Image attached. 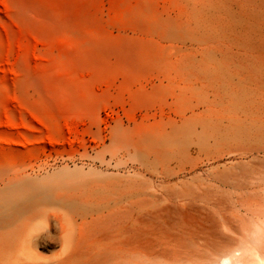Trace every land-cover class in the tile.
I'll return each mask as SVG.
<instances>
[{
  "label": "rangeland",
  "instance_id": "rangeland-1",
  "mask_svg": "<svg viewBox=\"0 0 264 264\" xmlns=\"http://www.w3.org/2000/svg\"><path fill=\"white\" fill-rule=\"evenodd\" d=\"M134 209L135 264L264 259V0H0V264L115 263Z\"/></svg>",
  "mask_w": 264,
  "mask_h": 264
},
{
  "label": "bare ground",
  "instance_id": "bare-ground-1",
  "mask_svg": "<svg viewBox=\"0 0 264 264\" xmlns=\"http://www.w3.org/2000/svg\"><path fill=\"white\" fill-rule=\"evenodd\" d=\"M256 2V1H255ZM221 88V87H220ZM214 89V88H213ZM216 89H218V88H216ZM230 90V89H229ZM212 91V90H211ZM215 91V90H214ZM219 91V90H218ZM225 91V90H224ZM210 92V91H209ZM221 92V91H220ZM226 92V91H225ZM212 93H213V91H212ZM216 93V92H215ZM228 93V92H227ZM226 93V94H227ZM231 93V92H230ZM208 94V93H207ZM214 94V93H213ZM210 95H212V94H210ZM209 95V96H210ZM230 95V94H229ZM216 96H217V94H216ZM219 96V95H218ZM222 97V96H221ZM228 97V96H227ZM207 98V97H206ZM204 100V99H203ZM202 100V101H203ZM206 100V99H205ZM204 100V101H205ZM221 100V99H220ZM203 101V102H204ZM199 102H201V100L199 101ZM203 102H201V103H203ZM214 103H215V101H213ZM210 103V102H209ZM210 104H212V103H210ZM209 104V105H210ZM206 105V104H205ZM208 107V106H207ZM205 111V110H204ZM211 110H209V112H210ZM191 112H194V111H191ZM208 112V113H209ZM190 116V115H189ZM207 122V121H206ZM204 125V124H203ZM209 125V124H208ZM212 125V124H211ZM206 126V125H205ZM147 198V197H146ZM154 198V197H153ZM152 198V199H153ZM156 198V197H155ZM144 199V198H143ZM151 199V200H152ZM162 199H164V198H161L160 197V200H162ZM139 201H140V199H138ZM148 200L151 202V200H150V197H148ZM158 200V199H157ZM138 201V202H139ZM163 201V200H162ZM161 201V202H162ZM167 201H168V199H167ZM172 201V200H171ZM171 201H169V202H171ZM136 202H137V200H136ZM142 202H146V201H144V200H142ZM141 202V203H142ZM148 202V201H147ZM146 202V203H147ZM150 202H148V203H150ZM153 202V201H152ZM155 203H156V201H154ZM154 202H153V204H149V205H152V208H153V205H154ZM168 202V203H169ZM174 202V201H173ZM173 202H171V204H173ZM184 202H185V200H184ZM141 203L139 202V204L141 205ZM146 203L145 204H143L142 206H144L145 205V207H146ZM148 203H147V205H148ZM177 202H175V204H176ZM181 203V202H180ZM188 203V202H187ZM187 203H184L186 206L189 204L190 205V202L187 204ZM193 203V202H192ZM134 204H136L135 202L132 204H130L131 206H133ZM140 205H138V203L136 204V207H141ZM160 204L158 203V206H159ZM184 205V206H185ZM189 205L187 206V207H189ZM191 205H193V204H191ZM131 206H130V208H131ZM156 207H157V205H155ZM167 206H169L168 204H166V207ZM172 206H175L172 210L174 211V209L176 208V205H172ZM172 206H170V207H172ZM185 206V207H186ZM178 207V206H177ZM191 207V206H190ZM189 207V208H190ZM132 208H134V207H132ZM165 208V207H164ZM179 208V207H178ZM191 208H193L194 210L196 209V207L194 208L193 206L191 207ZM140 209V208H139ZM143 209H144V207H143ZM145 209H149L148 208V206L145 208ZM168 209H170V208H168ZM168 209L166 208V212L168 211ZM177 209V208H176ZM138 211V209H134V210H132L131 212H132V214H130V213H128L129 215L127 216L128 218H129V216L130 215H132V216H130V220H129V222L131 221V223H130V225H129V227L127 228L128 230H127V233H126V236L124 237V239H119L118 238V242H116V240H115V242H116V246H114L113 247V254H115V257H116V255L117 256H123V258L121 259V260H123L122 262H120L121 260H116L117 259V257L114 259L115 260V263H114V261H113V263L114 264H122L123 262H124V264H128V262L130 261V263L129 264H133V262H134V264L135 263H137V262H135V258L136 259H138L139 258V256H141L142 258L144 257V256H147V254H149V249H153L154 247H152V246H150V248H149V246L147 245V243L150 241H152V240H150L148 237V242H146V240H147V238H146V235L147 236H149V237H151L150 236V234H151V230L153 229V228H151V230L149 229V233H146V229H148L147 228V225H146V227H145V225L143 224V221H144V219H141V222H140V224H142L141 226H137L136 225V221H137V218L135 217V216H133V211ZM154 210V209H153ZM153 210L150 212V213H152L153 212ZM172 210H169L168 212H170V211H172ZM182 210V209H181ZM178 211H180V210H178ZM184 211H185V208H184ZM187 211V210H186ZM128 212H130L129 210H128ZM141 212V213H140ZM174 212H176V211H174ZM138 213H140V214H144V213H142V210H140V211H138ZM145 213H147V212H145ZM149 213V212H148ZM147 213V214H148ZM160 213V212H159ZM164 213H165V211H164ZM172 213V212H171ZM163 214V213H162ZM167 214H169V213H166L165 214V217H166V215ZM177 214V213H176ZM135 215V214H134ZM137 215V214H136ZM149 215V214H148ZM152 215H153V213H152ZM171 215V214H170ZM181 216H182V214H180ZM151 216V215H150ZM154 216V215H153ZM156 216H157V214H156ZM162 216H164V214L162 215ZM174 216V215H173ZM173 216H168L169 218H171V217H173ZM179 216V215H178ZM138 217H140V218H144V217H141V216H139V214H138ZM149 217V216H148ZM158 218H160L161 216L158 214V216H157ZM167 217V219H168V221L167 222H169V218ZM152 219V220H158V219H153V217H149V219ZM155 218V217H154ZM164 218V217H163ZM176 218V217H175ZM175 218L173 219L172 218V220H175ZM146 219H148V218H146ZM166 218H165V221L167 220ZM152 220H150V221H152ZM149 221V220H148ZM160 221V220H159ZM127 222H128V220H127ZM138 222V221H137ZM144 222H147V220L146 221H144ZM157 222V221H156ZM156 222L154 223V221H153V223L154 224H156ZM166 222V223H167ZM176 222V221H175ZM177 222H179V220L177 221ZM126 223V222H125ZM158 223H160V222H158ZM164 223V222H163ZM165 223V224H166ZM170 223H173L171 220H170ZM169 223V224H170ZM181 223V225H182V223L183 222H180ZM150 224H152V222H150ZM168 224V226L166 225H163V226H159L158 225V227L162 230V231H165V232H171L170 230H172L173 229V226L172 227H169V226H171V225H169ZM184 224V223H183ZM116 225V224H115ZM143 225H144V227H143ZM161 225H162V223H161ZM177 225V224H176ZM152 226H154V228H155V225H152ZM183 227H185L184 225H182ZM159 229V230H160ZM156 230H158L157 228H156ZM156 230H154L155 232H156ZM158 230V231H159ZM160 230V231H161ZM177 230V229H176ZM157 231V232H158ZM176 232V231H175ZM182 233V232H181ZM184 233V232H183ZM186 233V232H185ZM184 233V234H185ZM149 234V235H148ZM154 234V233H153ZM153 234H151L152 235V237L154 236L155 237V235L156 234H158V233H155L154 235ZM171 234V233H170ZM173 234V233H172ZM175 234V233H174ZM115 235V234H114ZM179 235H181L182 236V234H179ZM156 236H158V237H160V238H162V236H164V234H162V233H160V236H159V234L158 235H156ZM169 236H171V235H169ZM168 236V237H169ZM174 236V235H173ZM176 236V235H175ZM175 236H174V238H175ZM122 237V238H123ZM158 237H156V238H158ZM168 237H165L166 239H168ZM177 237H179L178 235H177ZM170 239L169 240H172L171 239V237H169ZM166 239L163 241V243L161 244V245H164V242L166 241ZM157 241V240H156ZM149 242V243H150ZM154 243H156L155 241H153ZM153 242H151V243H153ZM160 242V241H159ZM168 242H170V241H168ZM148 243V244H149ZM156 245H160V244H156ZM156 245H154V246H156ZM167 245H169L168 243H167ZM166 246V245H165ZM164 246V247H165ZM162 247V246H161ZM156 248V247H155ZM262 249V248H261ZM261 249H260V251H261ZM165 251H166V249H164ZM168 250V249H167ZM228 250V249H227ZM226 250V251H227ZM237 250V249H236ZM235 250V251H236ZM258 250H259V248H258ZM151 251V250H150ZM224 251V252H223ZM223 251H222V254H220V256L218 257V259H217V261H216V263L215 264H237V261H236V258L235 259H233V256L232 255H230V254H228L227 252H225V250L223 249ZM235 251L233 250V253L235 254ZM257 251V250H256ZM152 252V251H151ZM157 252H159V251H157ZM157 252H156V254H157ZM161 252V251H160ZM172 252V251H171ZM228 252H230V249H229V251ZM232 252V251H231ZM230 252V253H231ZM257 252H259V251H257ZM167 253V252H166ZM260 254V253H259ZM262 254V253H261ZM152 255V254H151ZM151 255H150V257L149 258H151L152 259V257H151ZM258 255V254H257ZM165 256V255H164ZM240 256V255H239ZM259 256V258H260V256H261V258H262V255H258ZM264 256V255H263ZM135 257V258H134ZM138 257V258H137ZM140 257V258H141ZM148 257V256H147ZM154 257V256H153ZM236 257V256H235ZM257 257V256H256ZM132 258H134V259H132ZM155 258V257H154ZM156 258H158L157 257V255H156ZM238 258V257H237ZM241 258V257H240ZM144 259H146L147 260V258L145 257ZM144 259H142V261H139V263H145V261L143 262V260ZM132 260V261H131ZM214 260V259H213ZM238 260V259H237ZM261 260V259H260ZM119 261V262H118ZM136 261H138V260H136ZM239 261V260H238ZM259 261V260H258ZM257 261V263L258 264H264V259L262 258V260L261 261H259L258 262ZM263 261V262H262ZM132 262V263H131ZM148 262H150V260L148 261H146V264L148 263ZM214 262V261H213ZM241 262V261H240ZM112 263V264H113ZM211 263V262H210ZM150 264V263H149ZM214 264V263H213Z\"/></svg>",
  "mask_w": 264,
  "mask_h": 264
}]
</instances>
